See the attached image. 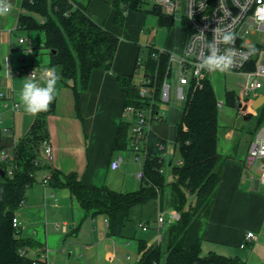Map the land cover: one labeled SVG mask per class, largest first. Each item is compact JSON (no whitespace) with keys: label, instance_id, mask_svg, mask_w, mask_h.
<instances>
[{"label":"crops","instance_id":"obj_1","mask_svg":"<svg viewBox=\"0 0 264 264\" xmlns=\"http://www.w3.org/2000/svg\"><path fill=\"white\" fill-rule=\"evenodd\" d=\"M76 1L85 4L89 16L119 36L120 42L112 69L94 72L89 89L80 96L79 111L75 106L77 114L74 117H66L56 112L49 114L46 119L47 131L54 147L53 166L60 175L74 172L85 184L107 185L104 172L106 168L113 170L110 162L117 157L113 142L117 126L124 119L123 110L127 98L118 75H133V80L138 83L135 76L143 66L138 62L141 53L140 32L146 26L149 15L153 16L152 23L159 24V19L151 12L132 10L127 15L126 24L121 26L114 21L117 9L115 0ZM21 2L22 0H18L16 4L17 12L12 10L15 6L12 5L7 15L0 16V152L7 148L11 154L16 144L29 134L33 123L39 117L38 114L31 115L26 112L20 99L23 85L29 77L28 68L33 65L42 68H38L40 73L37 79L46 70H53L60 75V70L50 63L49 51L35 46L30 35L27 38L21 35L20 31L23 29L18 25L22 11ZM151 5L148 1L146 7L150 8ZM177 18L185 23L181 16ZM176 28L175 25L171 29L167 28L165 34L163 31L160 39L154 40L148 47L152 45L157 49H165L168 54L183 53L189 28L187 25L184 35L175 36L178 31ZM19 38L31 40L33 51H25L27 42L20 43ZM44 40L43 35L42 41ZM58 89L55 100L59 103L61 95ZM14 102L20 104L18 110L14 109ZM168 119L167 111L165 121ZM159 123L154 125L156 133L168 140L165 136L167 122ZM5 127L9 131L5 132ZM219 135L220 129L218 152L224 158V163L211 213L205 219L201 230L202 254H220L236 257L246 264H264V183L259 177L260 160L253 165H247L248 144L243 149L236 150L233 136H230L227 144L222 147ZM175 136L176 134L171 139L172 142ZM40 153L42 154V148ZM171 159L174 161V158ZM0 162L3 163L1 153ZM33 186L34 184L31 185ZM28 190L23 206L28 205L32 219L26 221L18 213L16 215L23 223L21 236L36 242L30 250L27 247L25 252L36 259L37 264H138L141 253L137 239L146 238L149 245L160 242L159 234H163L171 223L179 219L178 212L172 207H166L163 210L166 222L159 225L157 221L154 227L146 224V231H151L140 235L137 231L141 227L140 222L145 223L140 221L143 213L146 212L148 217L154 211L159 212L160 206L150 204L143 208L138 207V223L135 220L131 222L124 229L123 237L112 236L108 234L106 216L86 210L67 188H57L50 183L43 185V194L39 198L33 197L31 202L28 199ZM249 231H253L256 238L248 240L246 246L242 247ZM157 235L158 241L155 240ZM132 248L137 250L136 255L130 252Z\"/></svg>","mask_w":264,"mask_h":264},{"label":"trees","instance_id":"obj_2","mask_svg":"<svg viewBox=\"0 0 264 264\" xmlns=\"http://www.w3.org/2000/svg\"><path fill=\"white\" fill-rule=\"evenodd\" d=\"M147 3L148 0H115L114 21L124 26L128 13L144 10L155 14L160 25L169 29L175 25L176 19L167 15L162 7L147 8ZM20 8L19 27L44 33L41 47L51 54V65L71 82L79 111L80 96L89 89L94 72L112 69L120 37L95 22L87 13L86 5L76 0H22ZM157 51L150 45L148 56L141 64L145 76L157 73L159 86L164 81L169 55L163 52L158 61L151 56ZM118 78L127 97L125 105L137 102L139 85L133 75H118ZM237 100L234 92L226 91L225 103L237 106ZM55 108L54 99L48 111L38 114L29 134L16 144L10 159L16 166L12 175L7 173V163L0 162L5 171L4 176L0 173V264H32L36 260L26 253L20 254V249L32 247L36 242L22 237L21 229L16 230L12 220L25 204L27 190L35 183L37 170L42 168L36 161L41 160L42 143L50 140L46 119ZM181 110L171 143L180 156L178 162L169 164L173 180L167 181L161 170L165 161L162 155L170 141L151 131L147 140L149 156L143 169L145 179L138 190L117 191L106 185L91 186L74 172L60 175L56 169L52 170L50 184L67 188L80 205L93 214H104L109 220L108 234L112 236H124V229L134 221L133 212L138 207L159 204L161 211L172 207L178 212L179 219L163 232L162 242L149 245L146 238L137 239L141 253L138 264H246L236 257L204 255L200 247L201 230L211 213L224 163L218 152L219 100L210 78L194 82ZM130 130V123L122 119L117 126L114 150H129ZM148 217L152 218V214ZM145 224L148 225L146 221Z\"/></svg>","mask_w":264,"mask_h":264},{"label":"built area","instance_id":"obj_3","mask_svg":"<svg viewBox=\"0 0 264 264\" xmlns=\"http://www.w3.org/2000/svg\"><path fill=\"white\" fill-rule=\"evenodd\" d=\"M152 5L162 6L167 14L181 16L186 20L189 34L187 36L184 52L181 54L169 53L167 70L164 81L158 86L156 81L157 73L143 76L142 83L139 84V98L137 102L129 103L124 106V120L130 123V136L128 138L129 151L132 152L135 161L141 165L137 171L136 177L143 181L145 179L144 165L149 156L148 135L155 131V124L165 122L167 111L165 105L172 101L185 102L188 98L190 87L202 80L208 78L210 71L199 67L201 59L209 54L208 43L213 41L214 30L219 29L221 33H231L234 40L231 44L220 43L216 41L217 49L223 53L226 48L236 50L233 66L229 70L242 71L249 77V81L242 85L237 105L240 103L244 113L252 114L255 110L250 105L255 100L250 97L251 93L261 87L260 79L264 78V0H148ZM20 43L27 42L25 51L32 52L34 47L31 40L19 38ZM153 52L152 57L159 61L165 49H158ZM1 51V42H0ZM35 71L36 78L40 71L36 66L28 68L30 77ZM172 78L175 81V91L172 95V85L167 79ZM3 94H1L2 96ZM224 102H219L222 106ZM264 104V103H263ZM262 104V105H263ZM261 105V106H262ZM20 104L14 102V109L18 110ZM245 107V108H243ZM5 132L9 131L5 127ZM156 132V131H155ZM41 160L36 161L37 165L44 166L45 175L42 184L48 185L51 181L54 157V147L50 140H44L42 143ZM3 162L7 163V173L12 175L15 165L11 163L12 154L7 148L1 150ZM175 153L172 144L167 148L162 156L164 159ZM173 158V157H172ZM260 160V181L264 183V126H262L251 142L248 148L246 158L247 165H253ZM172 161V159H171ZM125 162L124 156L114 158L110 162V167L117 170ZM158 224L163 225L166 222L163 211L158 212ZM107 224L109 220L105 219ZM12 224L14 228L21 229L22 222L16 215ZM143 230L148 226L140 222ZM162 233L159 234V240L162 239ZM256 238L253 231L246 235V241L241 245L245 247L248 240ZM20 254L26 253L25 249L19 250ZM32 264H37L34 260Z\"/></svg>","mask_w":264,"mask_h":264},{"label":"rangeland","instance_id":"obj_4","mask_svg":"<svg viewBox=\"0 0 264 264\" xmlns=\"http://www.w3.org/2000/svg\"><path fill=\"white\" fill-rule=\"evenodd\" d=\"M181 1L184 2V0ZM17 2L18 0H10L11 5H15L14 7H12V10L16 12L18 11L16 8ZM152 17H153L152 15H149L147 17L148 21L146 23V26L140 32L141 53L138 62H142V60H145L147 58L149 51L148 45L151 44L154 40H159L160 37L162 36L161 34L163 33V31L165 34V30L167 31L168 28L166 25H160L156 23L155 20H154L155 23H152L151 20ZM176 20L177 21L175 27H177L176 29L178 31L176 33L177 35L175 36H181L182 34L184 35L185 29L187 28L186 23L180 22L178 18H176ZM20 33L23 37L26 38L30 35L32 39L35 41L34 45L42 48L41 47L43 42L42 38L44 35L42 31H27L24 29L21 30ZM38 68L40 70L42 69L39 66ZM58 76L59 79L56 83V90L57 88H59L58 90H60L61 96L59 98V103L58 100L56 99L57 104H56L55 112L56 114L59 113L65 115L66 117H74V115L77 113L75 109V99H74L73 89L71 88V84H69L68 80L64 79L61 74ZM143 76H144V67L141 66L140 71L135 76V80L138 82V84L140 82L142 83ZM208 78L211 79L214 85L215 94H217L219 102H224L222 106H219L220 110H219V119H218V122L220 124L219 136L222 139V147H224L223 146L224 144H227L228 141L227 138H229L230 136H233L232 139L233 142L235 143L236 150L238 148L243 149V147L246 146L247 144H248L247 147L250 146L251 144L250 138L252 142L255 139L258 130L262 126H264V104L262 106H259L257 109H255L254 113L248 114V113H244L242 109L237 108V106H231L225 103L226 91H232L237 96H239L242 85L249 81L248 75L242 71L238 72L233 70H228V71L217 70V71H210ZM167 80L172 85V95H173L175 91V81L172 78H169ZM260 82H261V87L258 90L254 91L253 93H251L250 97L256 99L260 94L262 93L264 94V78H261ZM183 104L184 102L182 100L180 101L177 100V101L169 102L165 105L166 110L168 111L169 119L162 123L167 122L169 126V127L167 126L168 129L166 130L165 136L170 141V144L172 143L171 139L174 137L177 131L176 122H178L181 118L182 111L180 110V108L183 106ZM22 107L23 106H21V108ZM159 124L160 123H158V125ZM116 155L117 157L121 155L124 156L125 162L123 163L121 169L117 171H113L110 168H106L104 172V174L106 175V184L110 188L115 189L117 191L138 190V187L140 186L142 181L139 180L136 177V175H137V171L141 169V165L135 161L132 152L129 150L117 151ZM172 157L174 158V162H178L180 156H178V153L176 151L172 155ZM170 160H171V156L167 155L161 169L167 181H171L174 179L173 173L171 172V168L169 166ZM43 167L44 166H42L40 170L39 169L37 170L34 186L28 190V199L30 198L29 202H31V199L33 197L39 198V196L43 194L42 180L44 178L43 176L45 175V170ZM190 201H192V198H190ZM25 206H23L20 210H18L17 213L18 215L21 216L23 220L29 221L32 219L31 213L27 208L28 205L26 206V208ZM157 215L158 212L154 211L152 213V218H151V217H147V213L144 212L141 219H144L150 226L154 227L155 224H157V220H158ZM133 219L138 223L139 220L137 219V210L133 212ZM150 231H151L150 229L146 231L140 227L137 232L138 234L141 233L140 235H142V234H147ZM155 240L158 241V235L157 237H155ZM31 248L32 247H30L29 250ZM130 252L133 253V255H136V253H138L135 248L134 249L132 248ZM40 264H44V263L41 262Z\"/></svg>","mask_w":264,"mask_h":264},{"label":"clouds","instance_id":"obj_5","mask_svg":"<svg viewBox=\"0 0 264 264\" xmlns=\"http://www.w3.org/2000/svg\"><path fill=\"white\" fill-rule=\"evenodd\" d=\"M11 7L10 0H0V16L7 15ZM217 40L223 44H231L234 37L231 33H221L219 29L214 30L213 41L208 43L209 54L200 61L201 69L228 71L233 66L236 50L229 47L221 53L216 47ZM58 79V74L53 70L44 71L39 79L36 78L35 71L26 78L20 95L26 112L36 115L48 111L55 99ZM41 81H43V86H41Z\"/></svg>","mask_w":264,"mask_h":264},{"label":"water","instance_id":"obj_6","mask_svg":"<svg viewBox=\"0 0 264 264\" xmlns=\"http://www.w3.org/2000/svg\"><path fill=\"white\" fill-rule=\"evenodd\" d=\"M264 103V94H260L253 102L252 104L250 105L251 109L255 110L257 109L259 106H261L262 104ZM241 107V104L239 103L237 105V108H240ZM245 108V107H243ZM0 173L2 176L5 175V171L4 169L0 166Z\"/></svg>","mask_w":264,"mask_h":264}]
</instances>
